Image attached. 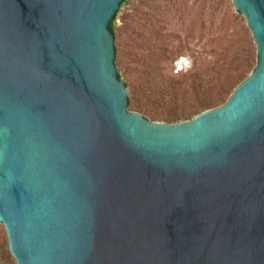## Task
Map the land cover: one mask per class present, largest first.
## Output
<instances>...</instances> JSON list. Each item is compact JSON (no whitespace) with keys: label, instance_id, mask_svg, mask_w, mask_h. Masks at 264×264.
<instances>
[{"label":"water","instance_id":"1","mask_svg":"<svg viewBox=\"0 0 264 264\" xmlns=\"http://www.w3.org/2000/svg\"><path fill=\"white\" fill-rule=\"evenodd\" d=\"M123 0H0V224L17 264H264V0H231L257 62L221 106L128 107Z\"/></svg>","mask_w":264,"mask_h":264},{"label":"rangeland","instance_id":"2","mask_svg":"<svg viewBox=\"0 0 264 264\" xmlns=\"http://www.w3.org/2000/svg\"><path fill=\"white\" fill-rule=\"evenodd\" d=\"M238 15L231 0H129L115 22V65L129 96L134 92L142 105L169 114L195 99L186 88L178 101L160 102L156 96L148 102V90H157L170 78L185 81V76L195 75L212 93L224 86L234 91L253 71L243 65L245 56L257 61L246 20ZM181 58L188 65L177 73ZM3 257L1 253L0 264H17Z\"/></svg>","mask_w":264,"mask_h":264},{"label":"trees","instance_id":"3","mask_svg":"<svg viewBox=\"0 0 264 264\" xmlns=\"http://www.w3.org/2000/svg\"><path fill=\"white\" fill-rule=\"evenodd\" d=\"M128 1L129 0H123L121 3V7L124 4H126ZM118 13L119 12L116 13L110 25V31L111 33H113L115 40H116L115 22L117 20ZM245 30L246 32L247 31L250 32L247 26ZM248 40L250 42H254L251 35L250 37H248ZM252 62L253 59H251L248 54L245 56V61L243 65H245L246 68L253 70L257 61L254 60V62L253 63ZM119 79H121L120 75H119ZM185 79H186L185 81H179L170 78L166 85L158 87L157 90H148L147 101L153 103L152 99H154V97L156 96L160 97V102L166 100L167 98L178 101L179 98L184 93V91H186L185 89L187 88L190 89L191 90L190 92H192L195 95L194 103L188 105L187 107H184L180 110L175 109L173 110L172 113L169 114H160L150 110L149 107L142 105V103H140V101H138V99L136 98L134 92L128 98V107L132 108L133 111L142 113L143 116L146 118L148 117L151 118L153 121L162 120L164 122L174 124V123L191 120L196 115L204 111L223 105L228 100L231 93L233 92V87L231 89V87L229 86L221 87L215 93H212L210 90H205V86H203L199 82V79L196 78L195 75H190L189 77L185 76ZM188 82H190V84H188ZM125 84L128 88V84L127 83ZM1 253L3 254L4 256L3 258L6 260V262L8 260L9 261L12 260L15 262V259L12 257L10 253L6 231L2 224H0V256Z\"/></svg>","mask_w":264,"mask_h":264},{"label":"built area","instance_id":"4","mask_svg":"<svg viewBox=\"0 0 264 264\" xmlns=\"http://www.w3.org/2000/svg\"><path fill=\"white\" fill-rule=\"evenodd\" d=\"M187 65H188V63H187L186 59L181 58V59L176 63V68H177L176 72L178 73V72H181V71H183V70H186Z\"/></svg>","mask_w":264,"mask_h":264}]
</instances>
